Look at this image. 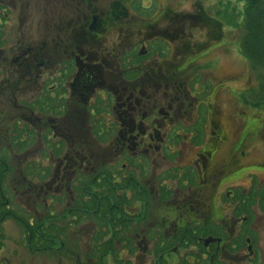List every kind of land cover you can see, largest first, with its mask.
<instances>
[{
	"label": "flooded vegetation",
	"instance_id": "flooded-vegetation-1",
	"mask_svg": "<svg viewBox=\"0 0 264 264\" xmlns=\"http://www.w3.org/2000/svg\"><path fill=\"white\" fill-rule=\"evenodd\" d=\"M216 1L0 0V264H264V108Z\"/></svg>",
	"mask_w": 264,
	"mask_h": 264
},
{
	"label": "rangeland",
	"instance_id": "rangeland-1",
	"mask_svg": "<svg viewBox=\"0 0 264 264\" xmlns=\"http://www.w3.org/2000/svg\"><path fill=\"white\" fill-rule=\"evenodd\" d=\"M185 6L187 9H190L192 6L191 4L194 1L197 0H185ZM206 5L209 7H215L217 6V1L216 0H202ZM236 1V0H235ZM235 6V14L236 20L238 21V24H235L234 30H228L229 34L234 37L235 39V45L233 47L232 51V58L229 59V70L231 73L237 75L241 74L243 75V80L238 81L235 83V85L238 84H243V87H250L252 89L251 96H256L255 98L259 97L258 95L261 94V89L264 87V70L261 69H254L250 63L242 54L241 51L238 47V44H240L243 35H244V28L242 24V19L240 17V11L237 9L238 6H240L243 10L242 3L239 4H234ZM231 55V54H229ZM249 84V85H248ZM235 104L236 105H242V101L239 100L237 97L235 99ZM249 105L247 106V109L245 110L246 112V117H251L252 120H258V117H254L252 114H255V111L260 110V105L259 104H252L248 103ZM264 106V105H263ZM252 111V112H251ZM257 156V153L254 150V153L252 157ZM264 168L263 160L257 163H252L249 168L250 169H256V168Z\"/></svg>",
	"mask_w": 264,
	"mask_h": 264
},
{
	"label": "trees",
	"instance_id": "trees-1",
	"mask_svg": "<svg viewBox=\"0 0 264 264\" xmlns=\"http://www.w3.org/2000/svg\"><path fill=\"white\" fill-rule=\"evenodd\" d=\"M244 3L243 53L255 67L264 68V0H239Z\"/></svg>",
	"mask_w": 264,
	"mask_h": 264
}]
</instances>
